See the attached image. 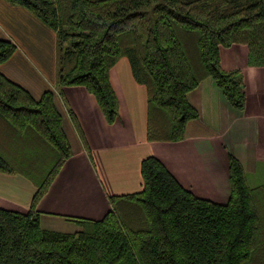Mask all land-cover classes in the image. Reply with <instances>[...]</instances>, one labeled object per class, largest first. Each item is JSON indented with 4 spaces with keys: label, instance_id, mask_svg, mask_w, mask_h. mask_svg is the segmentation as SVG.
<instances>
[{
    "label": "trees",
    "instance_id": "obj_1",
    "mask_svg": "<svg viewBox=\"0 0 264 264\" xmlns=\"http://www.w3.org/2000/svg\"><path fill=\"white\" fill-rule=\"evenodd\" d=\"M4 1L54 32L57 84L83 88L107 125L117 117L108 71L126 58L145 90L147 142L183 138L197 119L187 94L205 78L237 111L255 99L264 106V0ZM230 48L245 55L244 73L224 68ZM15 49L0 39V64ZM70 155L53 93L33 99L0 73V173L36 189L27 212L0 209V264H264V185L249 188L230 155L224 204L193 196L147 157L141 189L109 196L101 219L43 230L33 209Z\"/></svg>",
    "mask_w": 264,
    "mask_h": 264
},
{
    "label": "crops",
    "instance_id": "obj_2",
    "mask_svg": "<svg viewBox=\"0 0 264 264\" xmlns=\"http://www.w3.org/2000/svg\"><path fill=\"white\" fill-rule=\"evenodd\" d=\"M0 39L16 47L0 64V73L33 99L46 90L53 93L71 152L33 209L43 230L76 231L66 217L101 219L109 210V196L141 189L139 165L147 157L156 158L193 196L216 204L228 198V155L240 164L249 188L264 185V106L258 99L246 101L244 110L237 111L205 78L187 94L197 119L185 125L183 138L147 142L145 90L133 80L126 58H119L108 71L117 117L107 125L83 88L57 84L55 34L31 13L0 0ZM233 50L224 53L225 69L238 68L228 62ZM35 190L20 175L0 173V209L27 212Z\"/></svg>",
    "mask_w": 264,
    "mask_h": 264
},
{
    "label": "rangeland",
    "instance_id": "obj_3",
    "mask_svg": "<svg viewBox=\"0 0 264 264\" xmlns=\"http://www.w3.org/2000/svg\"><path fill=\"white\" fill-rule=\"evenodd\" d=\"M228 62L231 66L238 67L237 69L242 73V70L245 69L246 63H245V55L239 53L235 48L233 50V53L230 54L228 58ZM250 180L247 181V184H249ZM255 182V180H253ZM258 182V181H256ZM256 184H262L260 182Z\"/></svg>",
    "mask_w": 264,
    "mask_h": 264
}]
</instances>
